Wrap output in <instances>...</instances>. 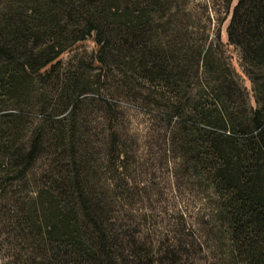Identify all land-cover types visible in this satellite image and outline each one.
Segmentation results:
<instances>
[{
    "label": "trees",
    "instance_id": "trees-1",
    "mask_svg": "<svg viewBox=\"0 0 264 264\" xmlns=\"http://www.w3.org/2000/svg\"><path fill=\"white\" fill-rule=\"evenodd\" d=\"M170 2L0 0V236L26 250L20 264L167 263L135 247L108 199L134 164L121 100L166 121L214 190L230 264H264V0H240L228 28L249 98L222 57L164 21ZM91 38L93 59L67 65Z\"/></svg>",
    "mask_w": 264,
    "mask_h": 264
},
{
    "label": "rangeland",
    "instance_id": "rangeland-1",
    "mask_svg": "<svg viewBox=\"0 0 264 264\" xmlns=\"http://www.w3.org/2000/svg\"><path fill=\"white\" fill-rule=\"evenodd\" d=\"M239 2L171 0L172 9L164 21L169 18L179 26L184 40L204 43L211 54L222 57L227 65L221 71L232 72L244 96L249 98L252 84L243 74L242 49L230 45L228 38ZM97 49L94 38L88 39L66 53L64 62L69 66L79 61L90 62ZM195 82L199 85L198 80ZM121 102L127 138L134 149V164L128 172L129 184L120 180L115 195L108 198L116 202L119 229L128 231L136 248L146 249L154 259L163 257L166 264H230L226 227L216 212V196L208 181L181 164L166 121L135 109L126 100ZM89 120L91 134L98 139L104 129L102 110L93 108ZM97 156L100 154L93 159L97 160ZM101 173L98 168L97 188H102ZM107 176L111 178L112 174ZM11 244L0 236V264H20L26 258L24 248Z\"/></svg>",
    "mask_w": 264,
    "mask_h": 264
}]
</instances>
